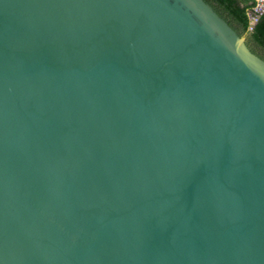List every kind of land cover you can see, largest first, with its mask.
I'll use <instances>...</instances> for the list:
<instances>
[{
  "label": "water",
  "instance_id": "95a60500",
  "mask_svg": "<svg viewBox=\"0 0 264 264\" xmlns=\"http://www.w3.org/2000/svg\"><path fill=\"white\" fill-rule=\"evenodd\" d=\"M0 264H264V59L205 0H0Z\"/></svg>",
  "mask_w": 264,
  "mask_h": 264
},
{
  "label": "trees",
  "instance_id": "16d2710c",
  "mask_svg": "<svg viewBox=\"0 0 264 264\" xmlns=\"http://www.w3.org/2000/svg\"><path fill=\"white\" fill-rule=\"evenodd\" d=\"M240 35L255 54L264 58V14L253 28H250L248 13L256 5V0H205Z\"/></svg>",
  "mask_w": 264,
  "mask_h": 264
},
{
  "label": "built area",
  "instance_id": "2783aa9c",
  "mask_svg": "<svg viewBox=\"0 0 264 264\" xmlns=\"http://www.w3.org/2000/svg\"><path fill=\"white\" fill-rule=\"evenodd\" d=\"M264 14V0H256V5L248 13L250 18V28L257 24L260 17Z\"/></svg>",
  "mask_w": 264,
  "mask_h": 264
},
{
  "label": "flooded vegetation",
  "instance_id": "af4514ba",
  "mask_svg": "<svg viewBox=\"0 0 264 264\" xmlns=\"http://www.w3.org/2000/svg\"><path fill=\"white\" fill-rule=\"evenodd\" d=\"M243 36V35H242ZM245 37V36H244ZM264 59V58H263Z\"/></svg>",
  "mask_w": 264,
  "mask_h": 264
}]
</instances>
